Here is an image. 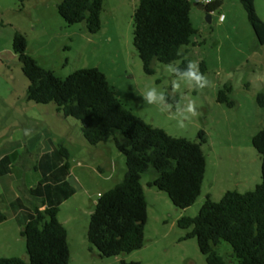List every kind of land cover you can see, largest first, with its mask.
<instances>
[{
  "label": "rangeland",
  "instance_id": "obj_1",
  "mask_svg": "<svg viewBox=\"0 0 264 264\" xmlns=\"http://www.w3.org/2000/svg\"><path fill=\"white\" fill-rule=\"evenodd\" d=\"M58 3L0 0L1 199L12 188L21 191L28 185L34 194L44 197L48 207H58V220L68 232L69 264H207L197 240H183L189 231L180 229L178 221L197 217L208 196L218 202L229 191L250 192L262 182V162L252 140L264 129V107L257 101L259 94L264 95V45H258L242 4L225 0L227 22L222 23L216 11L209 24L206 13L192 2L191 20L201 31L200 39L205 40L199 48L190 49L192 61L198 63L199 70L200 63L206 62L204 76L210 81L208 87L197 91L185 76L175 75L180 62H155L154 75L144 72L134 47V14L140 0H104L102 29L95 35L84 23L68 25L59 14ZM257 3V14L264 20V0ZM17 33L27 40V54L57 77L66 79L79 70L97 68L107 76L117 98L145 122L174 138L197 141L200 131L207 134L208 143L203 146L207 171L201 196L191 208H175L166 193L148 186L151 174L143 177L148 218L141 250L114 258L90 252L91 216L100 195L125 179L126 159L114 139L90 145L83 136L82 123L64 117L55 103L27 100L29 81L13 50ZM230 86L233 108L218 103L219 92ZM149 91L155 95L151 102L142 98ZM167 94L179 99L176 109L166 102ZM193 100L199 113L195 117L187 112ZM180 122L186 127L180 128ZM61 146L68 158L61 154ZM46 154L48 163L43 167ZM13 206L9 211L0 208L8 211L1 214L0 253L28 260L21 235L23 218L14 217ZM218 253L230 264H239L228 244L222 242Z\"/></svg>",
  "mask_w": 264,
  "mask_h": 264
},
{
  "label": "trees",
  "instance_id": "obj_2",
  "mask_svg": "<svg viewBox=\"0 0 264 264\" xmlns=\"http://www.w3.org/2000/svg\"><path fill=\"white\" fill-rule=\"evenodd\" d=\"M240 2L258 45L263 46L264 21L257 14L255 0ZM205 8L208 13H215L218 7L214 3ZM103 10L104 0H59L58 3L59 14L68 25L84 23L93 35L102 29ZM192 10L189 0H140L134 14V47L147 75L155 74V62L164 65L180 62L175 69L177 77L189 71L190 49L197 47L194 40L200 33L191 20ZM13 50L29 81L28 101L55 103L64 117L82 123L83 136L90 145L98 146L114 139L126 159L125 179L100 195L91 216L90 252L96 250L100 258H114L130 255L145 246L148 202L142 180L146 175H152L148 186L166 193L175 208L187 210L197 202L207 171L203 146L208 139L204 131H200L197 141L171 137L126 108L99 69L79 70L61 79L27 54V40L20 33L14 37ZM200 70L206 74L205 61L200 63ZM231 92V86L220 91L218 103L233 108L235 104L228 96ZM165 100L177 108V97L167 94ZM257 101L264 107L263 94L258 95ZM252 143L262 162L261 184L246 193L229 191L218 202L208 196L197 217L178 221L180 229L189 231L183 240L196 239L207 264H230L226 256L218 253L222 242L232 248V257L239 264H264V129L254 136ZM60 152L68 158L62 146ZM65 166L69 170V163ZM59 213L58 207L44 210L36 207L34 218L21 232L26 240L28 260L0 256V264H69L68 232L58 220ZM122 264L140 263L123 261Z\"/></svg>",
  "mask_w": 264,
  "mask_h": 264
},
{
  "label": "crops",
  "instance_id": "obj_3",
  "mask_svg": "<svg viewBox=\"0 0 264 264\" xmlns=\"http://www.w3.org/2000/svg\"><path fill=\"white\" fill-rule=\"evenodd\" d=\"M235 1L240 2V0H235ZM259 1L262 3V0H259ZM213 2L217 4V7H218L217 12H219L220 15H225L223 13L224 9L226 8L225 0H213ZM257 5H258L257 0H255L256 10H257ZM227 19L228 17L225 15V20L222 23H226ZM199 32L201 33L200 30ZM200 33H199V36H197L199 38H195L194 40L197 44V48H199L202 44H205V40L200 39V36H201ZM53 153L54 152H52V154ZM48 155L49 154H46L43 156L44 159L42 160V163H41L43 167H47L46 165L48 163V158H49ZM68 176H70V173L68 174ZM1 198L2 197H0V208L1 207L3 209L8 208V211H9L10 208L14 207L13 205H15L16 214L14 215V217H18L19 215L21 218H23V223H22L23 228L26 225V223H28L30 220L34 218L36 207H41V210H44L46 207H48L44 197L42 195L34 194L31 187L28 185H25L24 189L21 191H16L15 189L13 190L12 188L11 191L7 193L6 196H4V199H1ZM3 209H0V215L3 212H8V211H5L6 209L5 210ZM2 223L3 222H1L0 224ZM0 256L5 257V258H11V257H8L7 255H4L3 253H0Z\"/></svg>",
  "mask_w": 264,
  "mask_h": 264
},
{
  "label": "clouds",
  "instance_id": "obj_4",
  "mask_svg": "<svg viewBox=\"0 0 264 264\" xmlns=\"http://www.w3.org/2000/svg\"><path fill=\"white\" fill-rule=\"evenodd\" d=\"M181 50H182V47L178 49L177 52L179 53ZM188 66H189V71L184 73V76L189 82L193 83L194 90L198 91L210 85V81L207 79V77L204 76V74L200 72L199 65L197 62L189 60ZM174 86L178 87V85H174ZM142 98L143 100L151 102L152 100L155 99L154 91L143 93ZM187 112L191 113L192 117H195L199 114L197 112V106L194 100L189 103ZM178 126L180 128L186 127V125L183 122H180ZM25 134H28V130H25Z\"/></svg>",
  "mask_w": 264,
  "mask_h": 264
},
{
  "label": "water",
  "instance_id": "obj_5",
  "mask_svg": "<svg viewBox=\"0 0 264 264\" xmlns=\"http://www.w3.org/2000/svg\"><path fill=\"white\" fill-rule=\"evenodd\" d=\"M196 6H197L198 10L206 13V21H207V23L211 24L213 13H208L203 4H197ZM71 180H72L73 185H77L73 178H71Z\"/></svg>",
  "mask_w": 264,
  "mask_h": 264
},
{
  "label": "built area",
  "instance_id": "obj_6",
  "mask_svg": "<svg viewBox=\"0 0 264 264\" xmlns=\"http://www.w3.org/2000/svg\"><path fill=\"white\" fill-rule=\"evenodd\" d=\"M189 1L196 2L197 4H203L204 7L214 4L213 0H189ZM224 20H225V15H220V21L223 22Z\"/></svg>",
  "mask_w": 264,
  "mask_h": 264
}]
</instances>
